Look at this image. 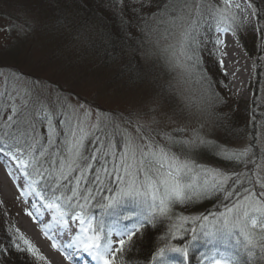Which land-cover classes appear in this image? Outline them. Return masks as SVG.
<instances>
[{"label":"snow or ice","instance_id":"6c2138e0","mask_svg":"<svg viewBox=\"0 0 264 264\" xmlns=\"http://www.w3.org/2000/svg\"><path fill=\"white\" fill-rule=\"evenodd\" d=\"M14 2L19 23L8 28L24 35L43 29L85 50L99 43L127 81L149 88L136 106L103 111L24 73L0 74V158L19 194L39 200L29 201L26 214L40 221L52 248L68 261L86 254L94 264H123L120 256L143 238L146 224L167 220L150 264H177L171 254L187 262L197 240L211 245L200 264H261L264 157L257 162L251 145L230 148L215 139L213 127L230 132L216 111L226 101L199 51L213 23L217 33L239 36L247 17L259 24L264 8L255 0H36L41 14ZM258 30L264 40V25ZM214 44L223 41L217 36ZM150 64L170 79L160 84ZM205 151L225 166L192 159ZM128 201L135 209L122 212ZM203 201L218 202L217 210L174 211ZM45 213L51 222L41 219ZM17 231L0 242V264L12 253L44 259ZM189 233L187 243H171Z\"/></svg>","mask_w":264,"mask_h":264},{"label":"rangeland","instance_id":"374dc122","mask_svg":"<svg viewBox=\"0 0 264 264\" xmlns=\"http://www.w3.org/2000/svg\"><path fill=\"white\" fill-rule=\"evenodd\" d=\"M257 1L264 6V0ZM235 2L243 3V0H235ZM21 3L27 5L34 13L40 12L43 14V9L36 6V0H21ZM17 7L18 5L14 0H0V74L8 72L24 73L30 80L49 82L53 87H58L66 93H71L73 100L80 99L82 102H89L94 109L98 107L99 110L103 111H124L141 102L149 90L148 86L127 81L118 71L119 65L114 64L110 58L100 52L98 43L95 49L89 48L85 50L74 47L67 37L58 36L43 29L29 31L24 35L8 28L9 23H19V21L14 19L18 15ZM261 21H264V19ZM245 25L248 28H252L259 35L256 30L261 24L260 21L259 24L256 23V17H247ZM217 36L223 41V44H214V50L208 55L207 64L211 63L214 59L213 57L217 58V63H212V67H214L212 70L216 72L214 75L217 77V82L221 81L219 78L221 73L224 75L226 73L224 79L227 82L230 94L222 90L223 86L221 84L220 93L226 103L218 106L216 111L221 117H227L224 122L229 126L230 132L226 134L222 129L213 127L215 139L230 148L251 145V150L255 153L253 159L260 162L261 158L264 157V130L262 129L264 127L258 128L257 125V128L253 127L252 117L249 114L252 101H254L252 84L255 66L253 59L248 56L253 64V78L248 93L238 94L235 88V75L230 73V64L232 66L236 65L238 69H241L237 51L240 48L244 52L246 50L239 37L231 32H216L214 41ZM231 37L236 39L237 51L234 50L233 44L228 40ZM205 43L208 44L207 42ZM233 51L236 54V58L229 64V58ZM203 59L205 60V58ZM220 60H223V67L219 64ZM148 67L152 68L153 74L159 77L160 84H164L165 81L170 79V75L163 71L158 64L155 67L150 64ZM207 73L211 75L212 72L207 70ZM2 90L3 76L0 75V91ZM230 96L241 104L237 110L235 103L231 104L228 102L227 97ZM261 102L264 103V100H261ZM243 108L246 109L247 114L244 113L246 116L248 115L247 119L242 118ZM192 126H197L195 120L192 121ZM192 159L197 164L207 167L225 166L224 162L218 160L213 153L208 151L193 156ZM3 169L5 171L4 174L7 175L8 166L5 165L4 158H0V205L3 212L6 217L12 220L14 229L18 230L17 233L31 242L40 252V255L44 257V261L47 264H52L43 250L29 238L24 228L20 225V222L25 220L28 210L25 211L23 209L16 193H12L11 196L5 195V184L2 181L4 178ZM10 177L7 175V178ZM12 184H14L13 181H10V185ZM130 204L134 203L130 201ZM195 207H197V204L189 206L184 210L183 215L195 216L204 212L202 209L197 211ZM220 210L222 211L223 209L220 208ZM189 226L187 225L186 227ZM113 239L117 240L118 237L114 235ZM66 262L68 261L66 260Z\"/></svg>","mask_w":264,"mask_h":264},{"label":"trees","instance_id":"16d2710c","mask_svg":"<svg viewBox=\"0 0 264 264\" xmlns=\"http://www.w3.org/2000/svg\"><path fill=\"white\" fill-rule=\"evenodd\" d=\"M256 4L259 6V8H264V6L259 3L257 0H255ZM264 19V14L261 15L260 18V24L264 25V21H261ZM245 23V21H244ZM247 30H241L240 35L238 36L240 41L242 42L247 54L249 57L253 59L254 66H255V75H254V81L252 84V91L254 95V101H252L250 113L252 117V125L253 127L258 128L264 127V103L261 102V100H264V40L261 39V34L258 26V29L256 30L257 33L252 28H248L246 26ZM216 31H215V25L214 23L211 25L210 29L207 31V36L209 37L208 41H206L208 44H204L205 47H201L199 51V56L202 61V68L207 69L209 72H212L210 77L216 81L217 77L214 75L212 63H217V58L213 57L214 59L211 61L210 64H207L208 62V55L210 52L214 50V37H215ZM99 44V43H98ZM100 47V52L102 54H105L103 47ZM111 48H109V51ZM205 58V60L203 59ZM206 70V71H207ZM209 74V73H208ZM224 74L221 73L220 78V85L222 84L223 89L219 87L220 89L224 90L227 94H230L227 82L224 79ZM231 104H236V110L241 106L240 103L235 101L231 96L227 97ZM246 109L243 108L242 110V118L247 119V116L245 115ZM247 114V113H246ZM241 120V117H240ZM264 130V128H262ZM107 195V193H105ZM135 204H130V201H128V204L123 206L121 211H131L135 209ZM189 206H176L174 211L177 214H183L184 210L188 208ZM218 207V202L216 201H203L200 203H197V211L203 210L204 212L202 214H207L210 211H216ZM92 214H94L98 219L101 218V210L99 208H92L91 209ZM105 223L110 222L111 217H104ZM124 223H130L128 221H125ZM170 221H163L162 223H158L155 227L152 225L146 224L145 234L143 238L137 239L134 245L132 247L125 251L121 256L120 259L122 260L123 264H150V257L154 252V249H156L158 246H162L160 242V238L163 236H166L168 234V229L170 227ZM187 225H185L186 227ZM191 225L188 227L190 228ZM10 230H15L13 227V222L10 218L6 217V214L3 212V209L0 205V242H3L4 244L7 243L8 236L10 235ZM17 235H19L17 233ZM189 240H191V234L189 233L184 240H172L171 243L173 244H184L187 243ZM211 248V245L207 244L203 240H197L194 241L190 247V254H189V260L185 262L181 256L178 254H171L170 259H173L177 262V264H200L201 260V254H208L209 249ZM39 252V251H38ZM40 254V252H39ZM41 256V255H40ZM242 261H247L246 256H241ZM6 264H47L44 259H40L39 256H33L31 254H20L17 255L15 253H12L8 256ZM261 264H264V261L261 262Z\"/></svg>","mask_w":264,"mask_h":264},{"label":"bare ground","instance_id":"6f19581e","mask_svg":"<svg viewBox=\"0 0 264 264\" xmlns=\"http://www.w3.org/2000/svg\"><path fill=\"white\" fill-rule=\"evenodd\" d=\"M228 40L233 44L234 50L237 51L236 49L238 48V46L236 44V39L231 37V39L229 38ZM238 56L241 69H238L236 65L232 66V64H230L231 61L236 58V54L233 51L229 58L230 73L231 75H235V88L237 93L244 94L248 93L250 83L253 78V64L246 52H244L243 49L241 50V48L239 51H237V57ZM2 172L4 176V178L2 177V181L5 184V195L11 196L12 193H15L14 188H16L17 182L12 177L7 178V175L4 174V169L2 170ZM9 179H12L10 181H13L14 184L10 185ZM33 200L34 199L32 196H29L24 199L28 211L32 210L30 209L29 201ZM49 217L50 218L48 221L47 219H43V217L41 219L44 221V223H49L51 222V215H49ZM20 225L24 228L25 233L29 236V238H31L38 245V247L43 250V252L46 254L47 258L51 261L52 264H75V262L73 261L74 259L72 261L67 260L68 262H66L61 252L52 248L51 241L46 238L44 232L41 230L42 225L40 221H34L31 217L26 214L25 220H22L20 222Z\"/></svg>","mask_w":264,"mask_h":264}]
</instances>
